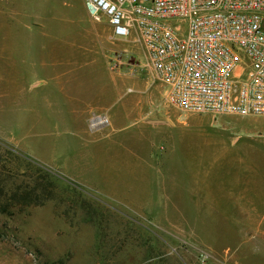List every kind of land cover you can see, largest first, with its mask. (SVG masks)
<instances>
[{"label":"rangeland","instance_id":"obj_1","mask_svg":"<svg viewBox=\"0 0 264 264\" xmlns=\"http://www.w3.org/2000/svg\"><path fill=\"white\" fill-rule=\"evenodd\" d=\"M147 65L84 0H0V194L12 197L0 209V264H264V217L204 201L251 192L264 116L182 115ZM127 94L143 102L118 111L140 122L123 139L151 171L104 168L103 178L94 167L92 178L76 162V125L101 132L107 124L90 119L108 113L93 108L74 125V97L103 106ZM158 110L173 118L153 121Z\"/></svg>","mask_w":264,"mask_h":264},{"label":"built area","instance_id":"obj_2","mask_svg":"<svg viewBox=\"0 0 264 264\" xmlns=\"http://www.w3.org/2000/svg\"><path fill=\"white\" fill-rule=\"evenodd\" d=\"M112 37L138 42L184 113L264 116V0H84ZM109 123L90 119L92 128Z\"/></svg>","mask_w":264,"mask_h":264},{"label":"crops","instance_id":"obj_3","mask_svg":"<svg viewBox=\"0 0 264 264\" xmlns=\"http://www.w3.org/2000/svg\"><path fill=\"white\" fill-rule=\"evenodd\" d=\"M119 61H123L121 57L119 58ZM147 67L150 69V75H152L150 84L152 85L154 82L160 84L163 90V97L166 100L163 84L155 78L154 71L149 63ZM146 90H149V87H147ZM129 95L131 94H127L124 99L122 98V100L114 99L111 103L108 104L106 101L104 102L105 105L103 106L97 105L98 103L96 104L95 101H84L79 98L75 99L74 97L73 103L75 107L73 110L75 111V113L73 116H71L72 118H69L71 120V123L74 125H76V118L82 119L84 117H87V113H91L93 108L101 107L103 109H106L108 113L107 117L109 118V123L102 128L101 132H88L85 126L79 124L76 125L78 131L76 135L77 144L81 146L80 148H82L83 152L82 156L79 155L77 157L76 162L79 163V161L82 160L79 164H83V166L85 167L84 173L86 175H91L92 178L94 176L92 174V170L94 167L100 169L99 173L103 178L105 175L104 168H107V170L111 171V173L113 174H117L121 171H126L130 174L133 173L135 174V176L140 177L147 173H150L151 171L150 168L153 164L146 158L148 155L144 156L145 159L138 158L139 155L137 153L138 151L136 147H134V145L132 144H127V142H125L123 139L124 135H131L132 132H134L135 130L137 131V127L133 128L136 124H140V122L136 120V110L131 112V114H127L123 118H119L118 116H116L118 114V111L122 110L121 107L124 101L129 100L143 102V100L139 99V96ZM155 112L157 111L153 110L152 114H155ZM158 112L159 117H154V119H152L153 121H163V123L166 124L173 118L171 115H166V112L164 114H161L159 110ZM181 114L185 115L184 112H181ZM147 127L150 129H155V127L151 128L148 124L146 125V128ZM45 150L46 156L47 154H49L51 156L50 158L52 159L53 156L51 155V151L48 149ZM32 151L35 152L37 156H40L39 150L36 151L32 149ZM261 166L258 167V169H260L259 172L261 176H253L254 178L251 177L252 175L250 176L251 192L245 193L243 197L229 195L227 198L221 199L219 196L212 195L205 198L204 201L210 202V208L212 211H215L212 209L213 207H218L221 203H225L230 207L231 205L235 207L236 205H238L239 208H242L244 214H248L252 219H254V221H257L259 219L261 223L264 217V206L260 208L262 202H264V165ZM149 176L150 175L147 176V179L144 178L145 181H150ZM256 182H259V184H257ZM234 211L235 210H233V213Z\"/></svg>","mask_w":264,"mask_h":264},{"label":"trees","instance_id":"obj_4","mask_svg":"<svg viewBox=\"0 0 264 264\" xmlns=\"http://www.w3.org/2000/svg\"><path fill=\"white\" fill-rule=\"evenodd\" d=\"M1 185H2V187H0L1 188L0 189V192H4V185L3 184H1ZM4 198L6 199L5 202H4ZM11 200H12V197L11 196L6 197V195L1 196V194H0V209H1V211L8 210L7 209V206H8V204H11ZM9 213L10 214L12 213L11 210L9 211Z\"/></svg>","mask_w":264,"mask_h":264}]
</instances>
